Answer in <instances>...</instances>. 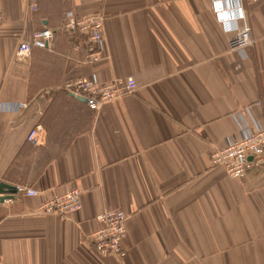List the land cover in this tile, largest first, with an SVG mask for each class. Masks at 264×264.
Wrapping results in <instances>:
<instances>
[{"label": "crops", "instance_id": "1", "mask_svg": "<svg viewBox=\"0 0 264 264\" xmlns=\"http://www.w3.org/2000/svg\"><path fill=\"white\" fill-rule=\"evenodd\" d=\"M68 12L103 17L102 59L87 63L85 37L62 31L48 49L16 57ZM242 13L254 44L230 53ZM128 77L136 92L97 109L62 91L78 78ZM257 125L264 0H0V184L38 193L0 202V262L264 264V168L235 180L210 160ZM72 189L79 211L37 213ZM106 210L127 216L119 259L87 243Z\"/></svg>", "mask_w": 264, "mask_h": 264}, {"label": "built area", "instance_id": "2", "mask_svg": "<svg viewBox=\"0 0 264 264\" xmlns=\"http://www.w3.org/2000/svg\"><path fill=\"white\" fill-rule=\"evenodd\" d=\"M242 26L238 28L228 42V52H242L254 44L250 26L245 15H240ZM58 31L85 36L84 47L87 63H95L102 59L104 47V19L100 15L88 17H76L73 13L65 14L64 23L58 29L44 28L32 35L30 42H21L16 49V57L25 59L29 57L31 49H48L54 41ZM78 49V46H74ZM137 90V84L132 77L115 80L108 84H100L94 79L78 78L62 87L66 94L83 97L86 105L91 109H97L101 105L113 100L131 95ZM26 105H18L25 108ZM244 124V123H243ZM40 126H36L28 135V142L37 144ZM250 159V160H249ZM210 160L213 166L222 168L230 179L239 180L245 177L249 168H264V126L257 125L251 132L244 126L240 139L232 138L227 141L224 149L211 154ZM15 193L26 197H35L38 193L30 188L16 186ZM81 209V193L77 189L67 190L60 195H55L42 203L38 214H56L61 220ZM101 225L100 229L92 233L88 244L103 256H116L122 258L125 254L123 242L127 237V216L114 210H106L96 217ZM0 264H2L0 262Z\"/></svg>", "mask_w": 264, "mask_h": 264}, {"label": "water", "instance_id": "3", "mask_svg": "<svg viewBox=\"0 0 264 264\" xmlns=\"http://www.w3.org/2000/svg\"><path fill=\"white\" fill-rule=\"evenodd\" d=\"M68 95L70 97L74 98L75 100L81 102V103H86V100L83 97L75 96L73 94H68ZM9 189H10L9 185L3 184V183L0 184V195L2 196L0 198V202L6 200L8 198H13L12 194H15V189H14V187L12 188V193L9 192Z\"/></svg>", "mask_w": 264, "mask_h": 264}, {"label": "rangeland", "instance_id": "4", "mask_svg": "<svg viewBox=\"0 0 264 264\" xmlns=\"http://www.w3.org/2000/svg\"><path fill=\"white\" fill-rule=\"evenodd\" d=\"M240 180V179H239ZM12 188L13 187H10V189H9V192H11L12 193ZM88 239V238H87ZM87 243H88V241H87ZM91 246V245H90ZM99 254V253H98ZM101 256H103L102 254H100ZM105 257H111V256H105ZM112 258H115V259H119V258H117L116 256H114V257H112Z\"/></svg>", "mask_w": 264, "mask_h": 264}, {"label": "trees", "instance_id": "5", "mask_svg": "<svg viewBox=\"0 0 264 264\" xmlns=\"http://www.w3.org/2000/svg\"><path fill=\"white\" fill-rule=\"evenodd\" d=\"M78 35V34H77ZM84 36V35H83ZM85 37V36H84Z\"/></svg>", "mask_w": 264, "mask_h": 264}]
</instances>
